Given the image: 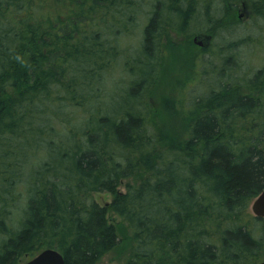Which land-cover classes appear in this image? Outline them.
<instances>
[{
  "label": "trees",
  "instance_id": "1",
  "mask_svg": "<svg viewBox=\"0 0 264 264\" xmlns=\"http://www.w3.org/2000/svg\"><path fill=\"white\" fill-rule=\"evenodd\" d=\"M250 1L264 17V0ZM195 2L0 0V264L49 248L65 264L112 252L123 264L264 260V219L250 213L264 191V66L245 74L227 58L214 87L190 104L169 101L178 122L169 133L136 94L152 90L170 32L185 35L197 17L220 24L193 17ZM52 7L66 15L53 19ZM144 16L136 66L145 76L120 111L121 95H102L103 72ZM103 192L115 195L108 206L94 198Z\"/></svg>",
  "mask_w": 264,
  "mask_h": 264
},
{
  "label": "rangeland",
  "instance_id": "2",
  "mask_svg": "<svg viewBox=\"0 0 264 264\" xmlns=\"http://www.w3.org/2000/svg\"><path fill=\"white\" fill-rule=\"evenodd\" d=\"M195 1L191 12L193 17L206 15L208 20H220V24H208L205 18L196 23L197 17L186 32L190 38H176V35L170 32L165 37L170 44L169 52L166 51L162 56V63L156 71L151 72L156 79L152 90L149 92L146 88H142L141 91L136 92L140 95V101L145 99L144 103L152 109V112H158L156 120L158 129L162 133H169L172 126L178 125V122L175 124L177 106L171 107L169 101L173 99L185 103L188 95L204 94L207 88L214 87V84L210 83L216 80L218 73H222L223 77L229 74L230 66L226 64L227 58L230 59L233 67L241 68L245 74H253L264 66V17H257L250 0L243 1L233 9H230V4L226 1L223 3L222 0ZM155 4L148 8V12H151ZM51 10L53 19L66 15L65 10L57 11L54 7ZM216 12L220 13L215 15ZM147 22L146 16L139 18L138 24L133 26L129 34L121 35L119 43L117 38L114 39L118 50L120 48V53H117V59L103 72L102 95L110 96L112 93L115 98L117 94L121 95L115 102V107L120 111L125 109L127 104L135 103L134 97L131 94L128 97L127 92L131 88L137 91L138 77L145 76L143 70L137 68L136 63L140 61L139 50L143 45V30ZM204 33L212 36L211 44L207 45L203 38L195 40L196 36ZM149 65L154 66L150 62ZM186 104H190V101ZM176 133H179V130L176 129ZM146 174L147 172L142 170L137 172L136 176L125 180L124 185L119 189L120 192L126 191L127 184L134 185L140 182ZM94 198L100 204H109L115 200V195L103 192L95 194ZM250 213L255 217L252 207ZM109 215L111 220L119 225H125L119 216L112 212ZM260 226V222H257L256 229L261 228ZM124 260V255L120 257L117 252H112L106 255L100 264H123ZM28 261V257H25L22 264Z\"/></svg>",
  "mask_w": 264,
  "mask_h": 264
},
{
  "label": "water",
  "instance_id": "3",
  "mask_svg": "<svg viewBox=\"0 0 264 264\" xmlns=\"http://www.w3.org/2000/svg\"><path fill=\"white\" fill-rule=\"evenodd\" d=\"M195 40H198L196 38ZM108 206V204H106ZM252 211L257 218H264V191L252 204ZM25 264H65L63 255L56 249H45ZM259 264H264V261Z\"/></svg>",
  "mask_w": 264,
  "mask_h": 264
},
{
  "label": "flooded vegetation",
  "instance_id": "4",
  "mask_svg": "<svg viewBox=\"0 0 264 264\" xmlns=\"http://www.w3.org/2000/svg\"><path fill=\"white\" fill-rule=\"evenodd\" d=\"M176 38H190V36H188V35H184V34H179V35H176ZM196 38H203L205 41H206V43H207V45L210 43L211 44V41H212V36H210L209 34H206V33H204V34H200L199 36H196L195 37V39ZM207 45H205V46H207Z\"/></svg>",
  "mask_w": 264,
  "mask_h": 264
}]
</instances>
